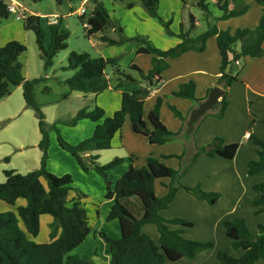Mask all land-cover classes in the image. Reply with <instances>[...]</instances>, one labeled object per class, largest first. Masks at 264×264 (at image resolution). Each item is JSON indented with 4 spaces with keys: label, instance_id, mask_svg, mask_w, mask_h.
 I'll return each instance as SVG.
<instances>
[{
    "label": "trees",
    "instance_id": "trees-1",
    "mask_svg": "<svg viewBox=\"0 0 264 264\" xmlns=\"http://www.w3.org/2000/svg\"><path fill=\"white\" fill-rule=\"evenodd\" d=\"M57 1L62 2V0ZM141 1L149 15L157 18L159 0ZM193 1H196V6L206 13L210 21L211 12L208 0ZM215 1L222 13L220 17L214 19L216 22L242 16L250 9V5L243 0ZM254 1L263 7V14L256 28L238 29L232 33L220 30L216 24L209 22V28L198 36H193L198 27L197 19L185 3L182 12L184 22L179 35L181 41L174 47L163 51L151 47L143 38L137 39L146 45L140 46L138 54L154 56L152 68L145 74L138 66H132V70L138 72L142 77L141 83L144 85H140L133 93H122L121 108L118 111L112 116H107L105 110L99 106H95L93 110L86 108L80 110L71 121L67 122L68 125L76 126L82 120H90L96 125L93 134L77 145L68 143L54 126L60 147L78 161L84 172L88 173L93 170L98 173L106 184V199H115L107 221L117 220L119 222L121 237L114 239L105 232L99 233V236L109 245L111 264L177 263L185 258L194 259L197 255L214 248L212 242L189 240L183 236L185 229L193 228V222L182 218L166 219L161 215L162 211L169 209L179 191H185L209 205L218 203L219 194L206 192L200 185L188 187L181 183V178L187 169L175 170L167 167L160 160L149 157L146 166L140 168L131 166L117 181L115 189H113L109 172L122 165L124 159L117 157L109 163L101 165L98 162L99 156L92 153L110 150L115 136L122 130L128 117L135 132L144 135L153 145H164L182 136L194 138L206 117L213 116L218 120L223 119L229 106L228 90L235 82L239 81L238 74H233L238 66L237 62L246 57L260 58L264 55V0ZM129 7L133 8L134 4H130ZM11 14L8 0H0V21L9 19ZM80 18L85 23V16ZM88 23L90 28H85L88 37L103 33L111 27L110 17L102 1L94 2ZM171 23V20L166 23L169 33H171L169 29ZM24 28L34 32L41 58L47 68L53 65L54 58L60 51L68 48L70 33L62 29L60 22L50 25L51 43L48 49L45 48L47 33L42 27V17L35 15L25 17ZM211 37H216L221 55V77L215 86L225 90V94L213 109L216 113H208L199 123L195 132L191 134L183 133L182 130L173 133L161 120L163 98H158L149 114V122L152 125V129H149L144 120L145 99L154 89L161 86L160 77L169 66L167 59L179 57L189 51L204 52L207 41ZM102 40L109 44L115 43L105 36L102 37ZM26 51L27 47L17 40L9 41L4 46L0 45V99L10 96L14 87L21 86L23 88L26 108L32 109L39 121L42 136L39 148L43 156L40 168L27 174H21L17 170L4 171L6 180L0 184V201L14 206L19 199H24L27 205L18 207L15 213H0V264H93L85 257L71 255L86 241L92 228L81 197L69 200L70 189L74 182L72 175L67 174L60 177L46 169L51 145L50 129L36 100L37 86L44 79L27 80L24 77L19 58ZM110 65L117 66V59L94 58L88 53L71 52L68 66L64 69L74 71V74L65 81V84L70 93L102 94L111 87L110 77L106 72ZM114 75L120 76L115 89L128 82H137L133 74H128L118 67ZM45 91H48V88ZM173 96L190 100L197 105L203 101L196 97V84L193 81L181 84ZM169 107L174 116L180 119L184 126H187L188 118L183 116L175 106L169 105ZM255 121L256 117L254 116L252 125ZM262 122L264 123V119ZM249 139L258 147V159L249 162L248 175L252 177L264 176V138L251 134ZM239 146L238 143L225 144L223 138L215 137L209 145L197 148L192 161H196L201 155L210 158L219 156L226 160H232L235 158ZM85 154H90V156L86 159L84 158ZM172 157L182 158L173 155L164 156V158ZM165 178L170 179V184L167 186L168 193L163 197H158L155 194V183L157 180ZM253 190L254 198L251 201L243 202L242 208H254L255 215H264V183L254 185ZM132 197H137L141 202L142 213L139 214L140 216H136L131 205L128 207L125 201ZM43 215L53 217L56 226L61 228V233L56 237L54 226L53 240L50 243L38 244L29 236L38 237L41 231L40 218ZM146 225L156 226L160 234L158 244L143 231ZM223 225L226 235L232 240V248L243 249L244 255L235 258L226 251H220L217 254L218 264H260V261L264 262V221L259 225L257 234L251 232L244 219L226 220ZM172 227L176 228L172 229Z\"/></svg>",
    "mask_w": 264,
    "mask_h": 264
},
{
    "label": "rangeland",
    "instance_id": "rangeland-1",
    "mask_svg": "<svg viewBox=\"0 0 264 264\" xmlns=\"http://www.w3.org/2000/svg\"><path fill=\"white\" fill-rule=\"evenodd\" d=\"M95 1H102L104 3L106 12L108 13L111 20V27H109L103 33H98L91 37L87 36V32L85 30L86 26L84 25L83 21L80 18L81 16L79 15V10L83 8V0H62L61 3H59L57 0H15V2L12 0H8L10 5H16L17 11L15 13H12L9 19L0 21L1 46H4L9 41L17 40L27 47V51L19 58V62L23 67L24 77L27 80L38 78L44 79V81L37 86L36 100L45 115L50 133H52L53 135L56 134L57 136V132L54 127L56 126L62 137H70L72 143H77L79 141V129H74L75 127L72 126L69 127L70 125H68L67 122L69 120H72L80 110L84 108L93 110L95 106H99L105 110L107 116H112L121 108V93L134 91L138 85H144V83H141L142 77L138 72L132 70V66H138L145 74H147L152 67V60L154 56L138 54V49L140 48V46H146L145 44L139 42L137 40L138 38L145 39L151 47L163 51L169 50L181 41L179 39V35L181 34V27L184 22L182 14L184 8V0H159L157 18L149 15L141 0H88V2L84 6V8L88 11V14L84 19L85 24L86 22H88L89 15L93 11ZM209 2L212 3L211 0H209ZM130 4H134V7L130 8ZM187 4L188 7H190L191 12L197 18V21H199V25L193 36H198L204 33L209 28V22H211V24L217 25V22L214 19L217 18V16L221 13L217 8H214L213 5L211 6L212 9L210 10L211 15L209 17V21L206 13L196 6V1L187 0ZM30 15L42 17V27L47 33L45 38L46 49L49 48L51 43V34L49 28L51 25L50 21L53 20V17H59L58 21L60 22L62 29L70 33V37L68 39V48L58 53V55L54 58L53 65L51 67L47 68L45 66V62L41 58V52L36 43V36L34 32L27 31L24 28V19L25 17ZM170 20L172 21L171 25L169 26L171 33H169L166 26V23ZM88 28H90V26ZM104 36L109 37L110 39L115 41V43H105L102 40V37ZM71 52L88 53L94 58L104 57L106 59H117L118 65H110L108 66L106 71L111 79V85L116 83V85H113V90L102 93L101 95H99L98 100L93 97V94L89 95L80 92L70 93V90L65 84V81L74 74V71L65 70L64 68L68 66L69 55ZM200 56H205V58L209 56L212 57V53L211 51H209V47L206 54ZM117 67L128 74H133L137 79V82H128L126 84H123L120 88L115 89L120 80V76L114 75ZM241 70L242 65H238L236 66L233 74L237 75ZM46 88H48V91H45ZM13 91H15L13 97L15 98L16 96H18L19 102H23V96L21 94L22 88L20 87V89H17L16 87H14L12 89V92ZM118 91H120L121 93H119ZM84 96H86V98H84ZM118 98L120 99V106L119 108H117L118 110H114L116 109L114 108V103H118ZM8 103H3V100L0 99V138L2 139V141L9 140V142L6 141V143L0 145V184L5 182V170H13L12 168H17L20 171L19 173L26 174L27 172L25 168L21 166L27 163L30 165L34 164L33 157H29L27 162H25L24 158L15 156L13 152L11 153V151H14L15 149L13 144H16V142L18 140H21L22 138L31 139L32 137H37L39 135L41 138L39 121L33 110L28 111V113L25 112L19 119H17L15 122L13 121V123L9 125V122L6 118H3V116L4 114H6V112L7 114L10 113V110L8 109L12 110V108L10 107H14V105L12 106L11 103ZM88 105H90L91 108H87ZM178 107L181 106L179 105L177 106V108ZM28 114L30 118L27 117ZM163 120L171 128L173 127V125L178 124L179 122L168 107H165L163 110ZM125 124V132L123 131V134H127L125 135L127 137L131 136V139L130 137L126 138V150L127 148L134 150L135 152L133 155L135 166L139 168L143 167L146 165L145 147L140 145V143L137 144L135 142V140H137V142L142 141L141 138H137L133 133L129 117L127 118ZM197 133L198 131L195 133V137ZM260 133L264 134L263 127H261L260 129ZM121 134L122 132L117 136L115 142L120 141ZM177 140L179 139H175L172 142H176ZM211 142L212 141L206 142L207 144L197 146V148L205 147ZM112 152V155L115 153V156H113V160L116 157L126 158L125 164L123 163L124 165H121L123 166V168L125 166H130V156H127L125 150L119 149ZM189 152V144L187 145L184 143V145H182L180 154H173V156H181L182 158L179 159L178 157H172L169 159V161L171 162L170 164L176 167H173V169H187V172L181 178V183L188 187H195L196 185H200L201 188L206 192H214L219 194L220 199L218 201V204L208 205V214L212 212L211 214L213 215V218L211 216L212 221L210 220L208 214H206L202 209H197L198 207L195 209L188 204H180L179 206L176 205L171 207V209L169 210V215L173 218H182L194 223L193 228L188 229L184 232L183 236L186 239L201 242H212L213 244L217 243V240L220 239V243L223 245L224 235L222 237V233L225 234V228L223 224L215 228L214 217L220 216L221 214L226 212H230L237 198H239L241 192H243V189H247V182L251 185L249 187L250 195L251 191L253 190V186L256 184L264 183V181L255 183L253 185L245 169V172L242 175V181L238 182L236 181L234 176H232L233 178L230 177L229 174L231 173L228 171V169H226V167H223L222 165H216L213 162L211 163V161H208L207 159H205L206 162H208L206 165H197L201 166L197 167L195 166L197 161H192L195 154L188 155ZM29 154L33 155L32 152ZM6 157H9L12 161L7 162L5 160ZM156 159L160 160L159 158ZM224 162L228 163L229 161ZM205 169L209 174H203L205 173ZM96 174L100 176L98 173ZM205 175H209L211 178H206ZM199 177H203L202 180H198ZM76 180V186L79 187L82 183L81 179L76 177ZM110 181L113 182V179L111 178ZM232 184L233 187L230 188ZM204 186L206 188H210L211 190H206ZM254 196L255 195L250 198H244L241 201L240 210L242 212L249 213L247 214V217L240 218L239 216H232V219H245L250 230L253 229L257 223V215L255 216L254 208H242V203L245 201H251ZM132 200L133 201L129 202V204L127 205L129 207V205L131 204L133 213L138 216L142 213L141 202H139L136 198ZM92 202L99 203L98 201ZM92 202L90 200L85 201V203L88 204V208L90 209ZM5 206H9L7 207V209H10V206L12 205L6 203ZM174 210H176L178 213H182V215L184 216H177L178 214L175 215ZM0 211H2L1 205ZM9 212L15 213V209H10ZM47 217L50 220L55 221L53 217ZM252 222H255V224L253 225ZM50 224L51 222L47 223L46 221H43L41 236L37 239L30 236L29 238L35 243H40L41 241L45 240L47 241L49 239V235H51L53 232ZM256 229L257 225L254 230ZM155 230L157 231V229ZM94 240L97 241L96 239L92 238L89 242L93 243ZM100 242L106 244L104 239H102L101 237ZM89 248L90 246L87 245L80 251L71 253V255L80 258L85 257V259H87L90 263L95 264L94 262H92L94 261L92 260L93 255ZM230 255L235 258H240L244 255V251L242 249L235 250L232 248ZM213 261H215V264H218L217 255L215 256V254L213 256ZM169 264L173 263L170 262ZM260 264H264V262L260 261Z\"/></svg>",
    "mask_w": 264,
    "mask_h": 264
},
{
    "label": "crops",
    "instance_id": "crops-1",
    "mask_svg": "<svg viewBox=\"0 0 264 264\" xmlns=\"http://www.w3.org/2000/svg\"><path fill=\"white\" fill-rule=\"evenodd\" d=\"M12 1L15 2V0H12ZM243 1L250 5L249 11L242 16H239V17H236L230 20L218 21L217 27L220 30L230 31L233 33L238 29H254L258 26L261 16L263 14V7L259 5L257 2H255L254 0H243ZM211 2L212 3L209 2L210 10L212 9L211 7L212 5L214 8L218 9V7L216 6V1L211 0ZM185 3L187 4V0H184V4ZM221 14H219L217 17H220ZM198 25H199V21H197V26ZM208 47H209V51H211L212 53V57L209 56L205 58V56H200V55L206 54V52L208 51ZM167 61H168L169 66L162 73L160 77L162 80L161 86L157 89H154L150 93V95L145 99L144 120L147 122L148 128L152 129V125L149 122V114L151 110L154 108V105L157 99L163 98V105L161 108L162 122L166 125L168 130H170L173 133L180 132L181 130L183 131V133H187V126H184L183 122L180 119L176 118L175 116L174 117L178 119L179 122L178 124L173 125V127L171 128L163 120V110L165 107H168L170 109L169 105L174 104L173 106H175L176 108L177 106L180 105L181 107H178L179 109L178 108L177 109L183 114V116L187 117L189 120L190 114L197 107V104L190 100L173 96V93L179 89L181 84L187 83L189 81H193L196 84V97L203 101L206 100V98L208 97L210 88L214 87L216 82L221 77V73H220L221 55H220V52L217 46L216 37H211L207 41L206 49L204 52L189 51V52L182 54L179 57L167 59ZM239 62H240L239 65H242V70L238 73L239 81L235 82L231 86V88L228 90L229 106L226 110L224 118L221 120H218L213 116L206 117V118L204 117L205 119L204 118H203L204 120L202 119L203 122L200 124L198 133L195 139L182 136L176 142H171V143L169 142L164 145H153L148 141V139L144 135L136 133L131 123L133 133L136 135L137 138H141V141H142V142H137V140H135V142L137 144L140 143V145L145 147L146 165H147L148 158L153 157V158H159L162 163H164L169 168L172 167L173 169L174 166L170 164L171 163L169 161L170 158H164V156L180 154L182 150V145H184V143L187 145L189 144L190 152L188 153V155L190 154L194 155L197 152V146H202L204 144H207L206 142L212 141L215 137H221L224 139L225 144L238 143L240 145L235 158L232 160H226L219 156L210 158V157L201 155L196 160L197 163L195 164V166L206 165L208 162H206L205 159H207L208 161H211V163L213 162L216 165H222L223 167H226V169H228V171L231 173L229 174L230 177L233 178L232 176H234V178L238 182L242 181L243 179L242 175L245 172V169L248 175L249 162L258 159V147H256L250 141L249 139L250 135L254 134L259 138H264V134L260 133L261 127L264 128V123L262 122V119H264V55L260 58L246 57V58L241 59ZM110 82H111V79H110ZM113 85H116V83H114ZM113 85H111L108 91L113 90L112 89L114 88ZM20 87L21 86L16 87V88L20 89ZM138 88H139V85L137 86L136 89ZM134 91L127 92V93H133ZM118 92L121 93L120 91ZM14 93L15 91H13L10 96L1 99L3 100V103L9 102L8 104L11 103L12 106L14 105V107H10L12 108V110L8 109L10 110V113L7 114L6 112V114H4L3 116V118L7 119V121L9 122V125H11L13 121L15 122L17 119H19L25 112L28 113V111L32 110V109L26 108L24 97H23V102H19L18 96H16L15 98L13 97ZM21 94L23 96V88H22ZM93 95H94L93 97H95L96 100H98V97L101 94L99 95L93 94ZM84 98H86V96H84ZM117 102L118 103L116 102L114 103V108H116L114 110H118L117 108H119L120 106L119 98ZM87 108H91V106L88 105ZM211 112L216 113V111L214 110H212ZM254 116L256 117V121L252 125L251 122H253ZM27 117L30 118L29 114ZM95 125L96 124L91 122L90 120H82L76 126H72V127H75L74 129H79L78 130L80 134V137H78L79 143L83 141L84 139L89 138L93 134ZM197 126L195 130L197 129ZM123 131L125 132V126L115 136L113 143H112V148L110 150L92 153L93 155L99 156L98 162L100 164H107L110 161H112L114 158L113 156H115V153L113 155L111 153H113L112 151H115V150H119V149L125 150V153L127 154V156H130L131 164L129 167L125 166L123 168V166L120 165V167L118 166L109 172V179L110 180L111 178L113 179V182H112L113 189H115L117 181L130 169L131 166L135 168H139L135 166L134 164L133 154L135 151L130 148H127L126 150V147H125L127 143L126 138L130 137L131 139V136H128V137L125 136L127 134H123ZM121 132L122 134L120 136V141L115 142L117 136ZM64 138L70 144L78 143V142L72 143L70 137L69 138L64 137ZM41 139H42V136L40 138V135L37 137L34 136L31 139L22 138L21 140H18L16 144H13L15 149L14 151L12 150L11 153L13 152L15 156L24 158L25 162H27L29 157L34 158L33 165H30L27 163L21 166L25 168L27 173L33 170H36L40 168L41 166V161H42V156H43V153L39 148ZM50 140H51V145L49 149V158L46 163V169L50 173L55 174L60 177L65 176L67 174L72 175L74 182L70 189L69 200L81 197L82 203L88 212L90 226L92 228V232L88 236L86 241L80 247H78L74 252L76 253L80 251L81 249H83L84 247H86L87 245H89L90 246L89 250H91L92 255H93V258L92 257L91 258L92 260H94L92 262H94L95 264H111V252H110L109 245L107 243L103 244L102 242H100L99 233L105 232L108 236L114 239H119L121 237V230H120L119 222L117 220H114L112 222L107 221V217L111 211V208L115 204V199H112V200L106 199V184H105L104 179L98 176L96 172L93 170H91L88 173L84 172L82 168L80 167L78 161L70 153H68L67 151L63 150L60 147L56 134L53 135L52 133H50ZM6 141L9 142V140L2 141V139L0 138V145L6 143ZM31 152L33 153V155L29 154ZM89 156L90 154H85L84 158L87 159ZM119 158H123V157H119ZM35 159H36V162H35ZM123 159H124V164H125L126 158H123ZM5 160L7 162L12 161L9 157H6ZM224 161H229V162L226 163ZM197 167H201V166H197ZM12 169L20 172L17 168H12ZM207 173L208 171L205 169V173L203 174H207ZM214 174H218V173H214ZM205 176L206 178H209V179L211 178L209 175H205ZM76 177L81 179V182H82L79 187L76 186L77 185ZM248 177L251 179V182L253 183V185L255 183L264 181L263 176H253L252 177L248 175ZM202 178L203 177H199L198 180H202ZM43 183L46 184L45 181H43ZM169 184H170L169 178L157 180L155 183L156 196L158 197L165 196L168 193L167 186ZM247 184H248L247 189L246 190L243 189V192H241L239 198H237L230 212H226V213L221 214L220 216L214 217L215 228L222 225L223 222L226 220H233L232 216H239L240 218L247 217V214L249 213L242 212L240 210L241 201L244 198H250L253 195H255L254 190L252 191L250 190L251 194L249 195V187L251 185L248 182ZM205 186L204 188L206 190H211L210 188H206ZM232 187H233V184L232 186H230V188ZM75 188H79V189H75ZM134 198H136L139 201L137 197H132L125 201L128 204L129 202L133 201L132 199ZM86 200H90L91 202L98 201L99 203L92 202L91 209H90L88 208V204L85 203ZM180 204H185V205L188 204L195 209L198 207L197 209H202L206 214H208L209 204L207 202L199 201L193 196L186 193L185 191H179L173 203L170 205L169 209L162 211L161 215L166 219H172L173 217L169 215L170 213L169 210L171 209V207L176 206V205L179 206ZM0 205L2 207V211H0V213L9 212L10 209H15V212H16L18 207L26 206L27 202L24 199H19L16 205L10 206V209H7V207L9 206L6 207L5 206L6 203L3 201H0ZM197 205H202V206H197ZM97 211L99 212L98 215H97ZM174 212L173 213L175 215L178 214L177 216H182V217L184 216L182 215V213H178L176 210H174ZM211 213L208 214L210 220H211V216L213 218V215ZM47 216H50V215H43L40 218L41 231L37 238L41 236L43 221H46L47 223L51 222L50 226L52 227L51 228L52 231L54 230L53 228L55 226L56 237H58L61 233V228L56 226L54 220H50ZM263 221H264V215H257V223H256L257 229L254 230L256 225L253 229H251V231L254 234L258 233V227L261 223H263ZM252 224L254 225L255 222H252ZM175 228L176 227H172V229H175ZM155 229H157L155 225H146L144 226L143 231L146 234H148L158 244L160 234L158 230L156 231ZM186 230L188 229H185V231ZM223 235H224L223 245L220 243L221 242L220 239H218L217 243L214 244L213 249L197 255L194 259L185 258L175 264H215V261H213L214 254L216 256L217 253L220 252V250L221 251L226 250V252L230 254L232 250V240L228 238V236L226 235V230H225V234L222 233V237ZM92 238L96 239L97 241L94 240L93 243L89 242L90 239ZM52 240L53 239H52V234H51L49 235V239L47 241L46 240L41 241L38 244L50 243ZM207 253H210V254H207Z\"/></svg>",
    "mask_w": 264,
    "mask_h": 264
},
{
    "label": "water",
    "instance_id": "water-1",
    "mask_svg": "<svg viewBox=\"0 0 264 264\" xmlns=\"http://www.w3.org/2000/svg\"><path fill=\"white\" fill-rule=\"evenodd\" d=\"M224 94L225 90L219 86H215L210 90L206 100L198 103L197 107L191 112L187 122V134L194 132L198 123L214 109Z\"/></svg>",
    "mask_w": 264,
    "mask_h": 264
},
{
    "label": "built area",
    "instance_id": "built-area-1",
    "mask_svg": "<svg viewBox=\"0 0 264 264\" xmlns=\"http://www.w3.org/2000/svg\"><path fill=\"white\" fill-rule=\"evenodd\" d=\"M87 2H88V0H83V3H82L83 8H81L79 10V15L80 16H86L88 14L87 9L84 8V6H85V4ZM9 10L11 11V13H15L17 11L16 5H9ZM58 19H59V17L55 16V17H53V20L50 21V23L53 24V25L58 24L59 23ZM84 25L86 26V28L89 27V23L88 22H86V24L84 23ZM239 64H240V62L238 61L237 65H239Z\"/></svg>",
    "mask_w": 264,
    "mask_h": 264
}]
</instances>
